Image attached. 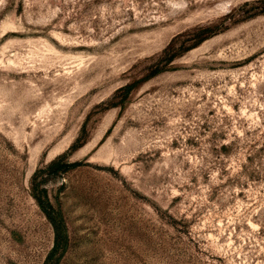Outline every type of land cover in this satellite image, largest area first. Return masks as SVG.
I'll return each mask as SVG.
<instances>
[{
    "label": "rangeland",
    "instance_id": "374dc122",
    "mask_svg": "<svg viewBox=\"0 0 264 264\" xmlns=\"http://www.w3.org/2000/svg\"><path fill=\"white\" fill-rule=\"evenodd\" d=\"M0 264H264V0H0Z\"/></svg>",
    "mask_w": 264,
    "mask_h": 264
},
{
    "label": "bare ground",
    "instance_id": "6f19581e",
    "mask_svg": "<svg viewBox=\"0 0 264 264\" xmlns=\"http://www.w3.org/2000/svg\"><path fill=\"white\" fill-rule=\"evenodd\" d=\"M223 8H224V10H225V9L227 8V6H224Z\"/></svg>",
    "mask_w": 264,
    "mask_h": 264
}]
</instances>
